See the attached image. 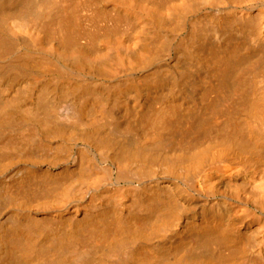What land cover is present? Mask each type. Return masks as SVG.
I'll return each instance as SVG.
<instances>
[{"label":"bare ground","instance_id":"6f19581e","mask_svg":"<svg viewBox=\"0 0 264 264\" xmlns=\"http://www.w3.org/2000/svg\"><path fill=\"white\" fill-rule=\"evenodd\" d=\"M0 264H264V0H0Z\"/></svg>","mask_w":264,"mask_h":264}]
</instances>
